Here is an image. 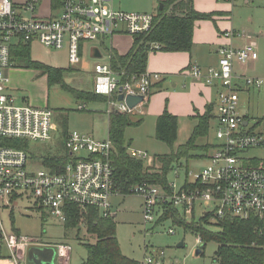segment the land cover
<instances>
[{"label": "built area", "instance_id": "2783aa9c", "mask_svg": "<svg viewBox=\"0 0 264 264\" xmlns=\"http://www.w3.org/2000/svg\"><path fill=\"white\" fill-rule=\"evenodd\" d=\"M112 1L0 0V243L10 251L15 264H22L26 249L38 244V239L6 230L2 212L13 211L14 201L29 200L30 209L49 214L63 225L72 206L79 210L82 220L88 208L96 209L103 217L115 216L112 199L122 194L115 184L112 141L96 139L89 133L69 132L65 141L69 158L65 165L46 167L40 162L41 167H37V159L30 151L15 145L53 140L55 114L48 106L19 104L8 77V71L15 68L13 50L20 43L31 47L33 42H39L55 50L66 47L70 67H75L87 50L86 42L100 41L104 46L114 36L134 38L152 28L155 14L116 9L109 5ZM222 1L233 5L241 0ZM159 48L156 44L152 51ZM219 56L218 66L203 69L195 65L189 70L195 80L218 90L212 123L219 144L208 164L182 184L168 182L163 187L145 182L133 190L143 200L146 223L157 225L169 209L194 218L200 211L199 217L211 215L214 222L251 216L264 219V156H247L250 151L264 149V132L257 131L248 116L239 113L241 93H264V78L240 77L234 72L235 63L246 65L259 58L257 44L223 46ZM95 74L93 91L100 96H117V100L107 102L108 115H134L144 102L131 109L125 98L138 95L147 99L163 79L159 73L146 72L124 82L125 74L116 73L110 63H97ZM119 95L124 96L123 101ZM85 108L80 105L81 110ZM128 154L143 160L148 167L156 160L147 151L128 148ZM177 168L172 170L179 176ZM169 233L175 231L171 229ZM56 249L60 258L70 257L71 245L59 243ZM163 262V258L147 256L143 264Z\"/></svg>", "mask_w": 264, "mask_h": 264}, {"label": "rangeland", "instance_id": "374dc122", "mask_svg": "<svg viewBox=\"0 0 264 264\" xmlns=\"http://www.w3.org/2000/svg\"><path fill=\"white\" fill-rule=\"evenodd\" d=\"M161 1L164 0H113L109 5L127 12L155 14ZM216 2L220 7L228 6L232 12L231 14L226 13L229 17L217 21L218 25L225 22L237 31L250 28L259 33L264 32V0H251L250 3L241 0L233 5L222 0H216ZM198 4H206V8L213 6L210 0H198ZM210 21L214 23L217 29L216 22L213 20H202V22ZM223 35L226 36L224 32ZM261 37L264 38V34H261ZM255 39L259 43V47L264 49V39L259 41L257 37ZM120 41H122V47H118L119 51L124 52V48L131 44V39L130 37H123L121 40L115 38L114 45H118ZM111 44V38L105 41L104 46L106 47L100 41L86 42L87 50L84 57L73 67L78 71L67 75V80H70L67 85L84 92L93 90L96 77L95 65L97 63H110L108 50L112 49ZM93 48L94 50H92ZM96 48L101 52V58L94 57ZM31 57L37 62L57 68L70 66L66 47L61 50L47 49L39 42H33L31 44ZM8 77L9 87L13 91L12 93L18 97L19 104H31L37 107L48 106L55 114L54 120L57 126L54 139L48 142H30L29 151L33 157L36 158L46 153L55 154L61 151V130L65 117L68 118L67 128L69 132L79 131L89 133L99 140H109V118L108 115L102 113L103 111L104 113L107 112L108 105L103 101H79L70 91L63 89L58 84L49 87L47 77L42 76L37 69L15 67L8 71ZM241 97L240 115L248 116L251 126H256L257 131L264 132V93H261L260 96H254L251 100H247L244 95ZM83 104L86 106L85 110L80 109V105ZM143 105L137 108H141ZM133 117L137 118L136 115ZM193 122L190 120L181 121L175 149L188 141L193 130ZM125 139L130 144L129 147L147 151L152 156H156L153 165L149 166L151 170L155 169V172L161 167L159 155L171 152L166 143L156 138V122L149 119L139 126L127 128ZM196 144L198 149L192 152L189 160L181 159L173 166L175 169L178 167L179 176L175 170H172L167 177L169 183L182 184L187 177L197 174L208 164V158L215 152L216 145L219 144L214 123H212L208 136L200 138ZM248 155L262 157L264 156V149L250 151L247 153ZM36 159V166L41 167V163H44L43 160L41 158ZM154 184L159 186L157 183ZM112 201L120 248L123 254L130 259L143 263L147 256H154L159 259L163 258V264H218L216 261L218 244L216 242H208L203 254L197 255L196 251L202 245V243H198L200 238L193 232L175 225L173 219L157 225L146 223L142 207L143 200L136 193L126 197H114ZM12 206L14 207L13 211L3 210L2 212L4 226L9 233L14 230L20 231L23 235L39 237L43 242L48 243L65 238L64 240L72 247L69 264H83L87 258V251L83 242L94 243L96 239L94 236H90L85 228L78 233L76 230H71L64 235L63 224L49 214H47L46 220H43L42 212L30 209L32 208L31 201L19 199L14 201ZM199 212L196 211V224L202 222L205 217H199ZM211 217V215L208 216L209 223L214 222ZM180 218L191 222L194 217L180 214ZM171 229L175 231L174 234L169 233ZM182 242L183 246L179 247ZM8 253V250L3 249V254L7 255ZM69 258L60 259L63 264H66Z\"/></svg>", "mask_w": 264, "mask_h": 264}, {"label": "trees", "instance_id": "16d2710c", "mask_svg": "<svg viewBox=\"0 0 264 264\" xmlns=\"http://www.w3.org/2000/svg\"><path fill=\"white\" fill-rule=\"evenodd\" d=\"M195 0H164V9L158 8L155 13L152 28L133 38V44L126 54H120L115 48L109 51L110 65L118 73H124L123 81L126 82L133 76H140L147 72L149 55L153 46L158 44L159 50L164 52H191L194 46V29L198 21L212 20L215 13H204L195 9ZM15 67L37 69L42 76L48 79L49 87L60 85L72 93L79 101L117 100V96L106 97L97 95L93 90L84 92L73 89L67 85V75L75 73V68H56L37 62L31 57L29 44L20 43L13 50ZM149 96V95H148ZM215 104L207 106L204 114H197V124L188 141L175 149L178 139V117L165 111L157 119L156 138L166 143L171 152L159 155L161 167L157 172L151 170L140 159L128 154L130 144L126 142L127 128L139 126L142 119H137L130 114L111 113L109 115V139L113 143L111 160L114 166L115 184L120 189L123 197L133 195V190L145 182L157 183L163 187L168 184V174L173 166L181 159L189 160L193 151L198 149L197 141L208 136L215 113ZM67 117L62 122L61 140L62 149L59 153L37 156L43 160L46 167L63 166L69 158L65 148V141L69 131ZM29 151L27 142L16 144ZM171 210V211H170ZM170 211V212H169ZM82 220L76 207L68 208V219L64 224L67 234L71 230L77 233L85 228L95 242H83L87 251V258L83 264H143L125 256L120 248L117 238V222L115 217H103L96 209L88 208ZM169 212V213H168ZM13 214V213H12ZM173 219L175 225L183 227L186 231L193 232L202 245L203 250L208 242L218 244L216 261L218 264H264V219L257 216L243 218H225L219 222L209 223L208 216L196 224L195 218L191 222L184 221L175 209L165 212L160 223ZM85 224V225H84Z\"/></svg>", "mask_w": 264, "mask_h": 264}, {"label": "crops", "instance_id": "0c3cea01", "mask_svg": "<svg viewBox=\"0 0 264 264\" xmlns=\"http://www.w3.org/2000/svg\"><path fill=\"white\" fill-rule=\"evenodd\" d=\"M197 1L198 0L194 1V7L196 10L204 13H215L212 20L216 22L217 29L211 21H198L194 29V46L191 52H164L161 50H155L150 53L147 72L159 73L163 75V79L152 88L148 98L144 101V105L141 108H138L137 112L134 114L137 119H142L141 124L148 119L150 121H155L157 124L158 117L165 111H168L178 117V133L181 121L184 120H190L191 122L194 121V128L197 124V120L195 119L197 114H204L207 106L210 104H215L216 107L218 90L216 88L207 87L203 82L195 80L190 75L189 70L195 65L203 69L218 66L220 58L219 50L223 46L240 48L249 42L256 43L258 51L260 50L259 58L256 61H250L246 65L235 63L234 72L240 77L264 78V49H261L259 43L255 41L256 37L258 38V41L264 39L261 37V34H264V32L259 33L250 28H245L243 31H237L233 26H228L225 22L222 25H218L217 21L229 17L228 14L232 13L231 9L228 6L220 7L216 0H210L211 3H213V6L210 8H206V4L197 5ZM250 1L251 0H246V3H250ZM223 32L226 36L223 35ZM231 32L235 33L232 37L228 35ZM238 34H241L242 36H239ZM123 37H130L131 44L124 48V52H121L118 47H122V41H120L118 45H114V40L115 38L121 40ZM111 40L112 47L120 54H126L133 44V37L128 35L114 36ZM85 52L86 50L83 52L82 58L84 57ZM96 52L100 54V57H98ZM94 57L101 58V52L95 50ZM68 68L73 67L69 66ZM261 93L263 92L246 90L241 93V96L244 95L247 100H251L254 96H260ZM102 113L108 115L107 112L104 113L103 111ZM46 216V214L41 215L43 220H46ZM13 232L21 234L20 231L14 230ZM34 238L38 239V244L32 245L26 249L23 254L24 259L22 264H63L58 256L56 245L59 243H68L64 240L65 238L53 243L43 242L39 237ZM3 249L8 250L2 243H0V264H15L11 258L10 251L8 250L9 253L5 255L3 254ZM50 249L54 250L52 251ZM69 262L70 258L66 264H69Z\"/></svg>", "mask_w": 264, "mask_h": 264}, {"label": "water", "instance_id": "95a60500", "mask_svg": "<svg viewBox=\"0 0 264 264\" xmlns=\"http://www.w3.org/2000/svg\"><path fill=\"white\" fill-rule=\"evenodd\" d=\"M159 9L160 10H163L164 9V4L162 2H160V5H159ZM98 57H100V54H98V52H96ZM70 80H67V83H69ZM118 99L120 101H123L124 100V96L123 95H119ZM146 100V98L144 96H127L125 98V102L128 104V106L132 109L136 106H138L139 104H142L144 101ZM183 246V242L179 245V247H182ZM32 249V248H31ZM50 250H54V249H50ZM202 251L200 249H198L196 251V254L197 255H201Z\"/></svg>", "mask_w": 264, "mask_h": 264}]
</instances>
